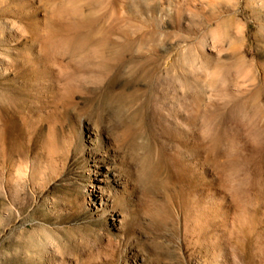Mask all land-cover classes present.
Returning a JSON list of instances; mask_svg holds the SVG:
<instances>
[{
  "label": "rangeland",
  "instance_id": "374dc122",
  "mask_svg": "<svg viewBox=\"0 0 264 264\" xmlns=\"http://www.w3.org/2000/svg\"><path fill=\"white\" fill-rule=\"evenodd\" d=\"M0 264H264V0H0Z\"/></svg>",
  "mask_w": 264,
  "mask_h": 264
}]
</instances>
